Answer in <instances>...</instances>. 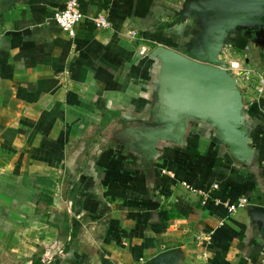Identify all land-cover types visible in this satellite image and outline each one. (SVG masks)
Returning <instances> with one entry per match:
<instances>
[{
	"label": "crops",
	"instance_id": "0c3cea01",
	"mask_svg": "<svg viewBox=\"0 0 264 264\" xmlns=\"http://www.w3.org/2000/svg\"><path fill=\"white\" fill-rule=\"evenodd\" d=\"M239 1L79 0L72 38L65 0H0V264H264V0ZM157 45L240 65L246 149L152 140Z\"/></svg>",
	"mask_w": 264,
	"mask_h": 264
},
{
	"label": "water",
	"instance_id": "95a60500",
	"mask_svg": "<svg viewBox=\"0 0 264 264\" xmlns=\"http://www.w3.org/2000/svg\"><path fill=\"white\" fill-rule=\"evenodd\" d=\"M213 42L214 38L207 47L211 60ZM152 54L161 61L157 82L159 105L150 122L152 140L179 141L191 120H200L209 123L234 152L246 149L249 129L243 94L226 65L164 45H157Z\"/></svg>",
	"mask_w": 264,
	"mask_h": 264
},
{
	"label": "built area",
	"instance_id": "2783aa9c",
	"mask_svg": "<svg viewBox=\"0 0 264 264\" xmlns=\"http://www.w3.org/2000/svg\"><path fill=\"white\" fill-rule=\"evenodd\" d=\"M85 14L80 8L79 0H65V4L62 8L56 9L51 18L59 24L62 30H64L68 36L74 38L76 36L77 27L84 19ZM95 26L97 28H109L112 22L109 15L106 12L100 11L91 16ZM227 69L236 77L237 81H241L245 74L240 65L229 64L226 65ZM246 204V201H242L239 205ZM236 205H231L230 209H235ZM262 257L264 260V249L262 250Z\"/></svg>",
	"mask_w": 264,
	"mask_h": 264
},
{
	"label": "rangeland",
	"instance_id": "374dc122",
	"mask_svg": "<svg viewBox=\"0 0 264 264\" xmlns=\"http://www.w3.org/2000/svg\"><path fill=\"white\" fill-rule=\"evenodd\" d=\"M253 86H252V94H253V96L251 97V98H253L254 96H257V94H258V92H259V79H255V80H253Z\"/></svg>",
	"mask_w": 264,
	"mask_h": 264
}]
</instances>
